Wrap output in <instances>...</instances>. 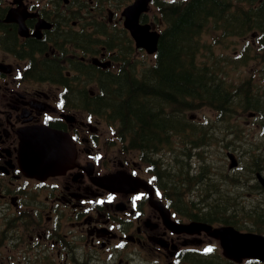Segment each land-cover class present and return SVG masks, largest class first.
<instances>
[{"label":"flooded vegetation","instance_id":"1","mask_svg":"<svg viewBox=\"0 0 264 264\" xmlns=\"http://www.w3.org/2000/svg\"><path fill=\"white\" fill-rule=\"evenodd\" d=\"M105 2L0 0V254L12 259L15 244L24 252L38 244L75 262L103 254L114 264L133 256L203 264L209 242L220 248L206 233L180 232L189 220L162 187L156 160L108 126L112 138L102 140L95 76L121 66L109 42L122 19L106 15ZM41 127L68 134L76 149L73 166L45 179L19 158L21 132Z\"/></svg>","mask_w":264,"mask_h":264},{"label":"rangeland","instance_id":"2","mask_svg":"<svg viewBox=\"0 0 264 264\" xmlns=\"http://www.w3.org/2000/svg\"><path fill=\"white\" fill-rule=\"evenodd\" d=\"M127 1L129 0H118L117 6L112 4L113 9H117L121 14ZM164 1L170 2L171 0ZM155 13L153 6L148 14V20L157 25L158 20L155 18ZM202 40L206 43L205 54H207L206 59L202 58L204 63L221 67V70L217 72L226 77L230 83L235 82L240 95L247 91L250 93L257 91L258 94L262 92L260 100L264 103V54H262L264 51L254 45L253 34L243 38H228L221 47L211 45L212 37L209 34H205ZM211 50L214 51L213 54ZM131 60L132 62L137 61L144 67H149L152 61L150 56L145 53L143 55L141 52H135ZM193 107V110H185L181 113L186 122L185 132L174 134L170 144L154 149L153 151L160 149L154 157L161 159L159 166L172 172V180L180 186L178 195L186 196L185 204L191 201L200 202V195L203 193L213 206L214 204L217 206L227 204L231 205V208L235 207L236 210L231 214L235 215V219H238L242 225L259 227L258 220L245 218L255 213L260 206L264 216V194L255 189L257 183L255 171L252 173L249 170L252 157L256 155L264 157V118L261 116L249 118L248 113L251 110L245 111L241 106L237 107V111L230 120L220 119L217 111L211 107L201 106L198 102L193 103ZM97 118L101 121L103 119L102 117ZM107 126L112 128L113 125L103 122L99 126L102 140L112 138V132ZM117 139L120 138L117 137ZM229 151L236 153L240 158V166L235 171L229 169L227 157ZM143 153L150 157L146 152ZM185 153H188L190 157H187ZM189 173L192 177L199 174L200 176L199 178L188 177ZM164 176L165 174L161 177L162 186L165 181L170 180L168 176L165 178ZM185 180L187 184L182 183ZM197 181L201 182L198 186H196ZM212 183L219 188L217 192ZM192 187L193 191L188 193ZM54 229L58 231V226L55 225ZM14 236L18 235L15 233ZM83 256L79 257L81 258L79 264L86 261ZM218 257L217 264H232L221 256ZM90 259L84 264H114L115 262V259L106 262L103 254ZM129 261V264H160L154 259L145 261L140 256L129 257ZM0 264L76 263L72 260H65L63 255L58 257L52 247L50 249L43 246L39 248L38 244H31L30 252H24L20 244H15L14 257L6 259V255L0 254Z\"/></svg>","mask_w":264,"mask_h":264},{"label":"trees","instance_id":"3","mask_svg":"<svg viewBox=\"0 0 264 264\" xmlns=\"http://www.w3.org/2000/svg\"><path fill=\"white\" fill-rule=\"evenodd\" d=\"M156 7L167 25L157 67L148 72L144 82L128 73L116 78L110 75L101 81L106 100L118 112L124 132L141 140L140 146L145 148L179 131L176 115L180 108L192 107L193 101L223 115L230 111L233 98L227 79L195 63L204 30L212 26L217 33L221 31V36L217 35L221 42L258 30L264 49V0L157 1ZM214 206L216 213L228 214L231 209L227 204ZM191 215L197 217L193 212ZM203 218L208 219L207 215Z\"/></svg>","mask_w":264,"mask_h":264},{"label":"water","instance_id":"4","mask_svg":"<svg viewBox=\"0 0 264 264\" xmlns=\"http://www.w3.org/2000/svg\"><path fill=\"white\" fill-rule=\"evenodd\" d=\"M151 0H136L128 6L123 15L125 26L131 31L138 47L149 53L158 49L160 34L151 30L150 25H141L140 16L148 10ZM61 135V134H60ZM59 135V136H60ZM62 137V136H60ZM21 161L30 175L45 178L63 172L74 161L75 151L67 137L62 139L49 130H33L23 135ZM232 157V156H231ZM232 167L237 165L233 159ZM264 184V180H262ZM189 232L200 229L211 230L206 224L192 222L185 225ZM211 235L221 239L228 257L241 261L243 258H258L264 261V236L253 233H239L231 227L212 230Z\"/></svg>","mask_w":264,"mask_h":264},{"label":"snow or ice","instance_id":"5","mask_svg":"<svg viewBox=\"0 0 264 264\" xmlns=\"http://www.w3.org/2000/svg\"><path fill=\"white\" fill-rule=\"evenodd\" d=\"M208 251H211V249H208Z\"/></svg>","mask_w":264,"mask_h":264},{"label":"bare ground","instance_id":"6","mask_svg":"<svg viewBox=\"0 0 264 264\" xmlns=\"http://www.w3.org/2000/svg\"><path fill=\"white\" fill-rule=\"evenodd\" d=\"M189 202V201H188Z\"/></svg>","mask_w":264,"mask_h":264}]
</instances>
